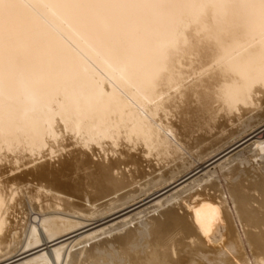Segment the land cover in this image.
<instances>
[{"label": "bare ground", "instance_id": "1", "mask_svg": "<svg viewBox=\"0 0 264 264\" xmlns=\"http://www.w3.org/2000/svg\"><path fill=\"white\" fill-rule=\"evenodd\" d=\"M249 136L218 167L232 212L211 171L102 228ZM70 146L63 186L36 162ZM2 162L35 170L0 184V264H264V0H0Z\"/></svg>", "mask_w": 264, "mask_h": 264}, {"label": "rangeland", "instance_id": "2", "mask_svg": "<svg viewBox=\"0 0 264 264\" xmlns=\"http://www.w3.org/2000/svg\"><path fill=\"white\" fill-rule=\"evenodd\" d=\"M190 122H192V120L190 119ZM188 123V122H187ZM185 124L186 125V128L184 129V130H186L187 129V127L188 128H190V126L191 125H194V123H189V125L188 124ZM219 123H221L223 126H224V130L225 129H227V130H225V132L224 133H222L221 135H226L227 134V132L228 131H230V130H232V129H234L235 127L234 126H231L230 125V123L229 122H225V121H223V120H219ZM229 123V124H228ZM178 127H183V123H178L177 122V124H176ZM222 126V127H223ZM231 127H232V129H231ZM195 129V128H194ZM221 129V127L219 128V130ZM252 132V131H251ZM251 132H248V134L250 135L251 134ZM199 135V136H202V140H205L204 142H205V144H201V146L200 147H203V146H205V145H207L208 143H210V142H213V141H216L217 139H219L220 137H221V135L219 134V133H217V130H215V131H211L210 133H204L203 131H200V132H197V133H195V135L194 136H197V135ZM219 135V137H218V135ZM248 134L246 133V135H243V136H248ZM217 135V136H216ZM215 136V139L213 138ZM243 136L241 137V138H239L237 141H239L240 139H242L243 138ZM211 138H213V139H211ZM251 138V136H249V137H247V138H245L244 140H242V141H240V142H238L237 144H235V145H233V147H230V149L229 150H226L225 152H223L222 154H220V155H218L216 158H214V159H212L211 161H209V162H205V164H202L203 166H201V169H199V170H197V172H194V173H192L191 175H187L184 179L182 178L179 182H177V183H175V184H173V185H171V188H169L168 186L166 187V189H165V187L163 188L165 191H166V193H165V191L162 189H160L159 190V192H158V194H156V196L155 197H152L151 199H148V200H146L145 202H142V203H140L139 205H141V206H139V205H136V206H134L133 208H134V210L131 208V210L129 211H127V214H126V212L125 213H122V214H119V216L117 215L116 217H115V220H113L114 219V217H112V219L110 218V220L112 221V222H109L110 220L108 219L106 222H109L108 223V225L106 224L105 226H103L102 228H106V227H110V226H112V224H115V223H118V222H120V221H122V219H124L126 216H129L128 214H132V215H134V214H138V213H140V212H142V211H144V210H146V209H148L149 207H151L152 205H154L155 204V202L157 201V200H161V201H163V200H165V199H167V198H169L172 194H174L178 189L180 190V188L182 189V188H184L185 186H187V185H190V184H192L195 180H197L199 177H202L204 174H206V173H208V172H215V175L212 177V178H217L216 179V182H218V184L220 185V187L223 189V191H224V196H223V198L228 202L227 203V206H228V208L230 209V211L232 212V204H231V202H230V199H229V196H228V194H227V192H226V183L223 181V179L221 178V172L219 171V169H218V167H219V165L221 164V163H224V161H226V160H228L229 158H231V157H233V156H235L236 154H238V153H240V152H243V151H245L246 149H248V146L249 145H251L252 144V142H253V140L252 141H250V142H247V143H245L247 140H249ZM209 140V141H208ZM207 141V142H206ZM204 142H202V143H204ZM207 143V144H206ZM73 147V146H72ZM71 146L70 147H68L67 148V154L65 153V152H62V154L64 155L63 157L61 156L60 157V159H57V158H53V159H47L48 157H46L44 160H40L39 162H36V165H39V169H41L42 171H44L45 173H49V175L47 176V179H51L52 178V176L53 177H55V181L56 182H58V183H60L61 185H63V186H73L75 183L76 184H79L80 183V173H77L76 171H75V167H76V164H75V161L77 160V159H79V155H78V151H77V147H73L72 148ZM70 148H72V149H70ZM119 151H121L122 152V154H123V156L125 155V154H127V155H129L130 157H132V158H135L136 159V161H137V166H138V170L140 171V172H146V173H150L152 170H153V167L152 166H154L155 165V162L153 163H150V162H148L149 160H152V158H150V157H146V156H144L143 157V154L142 153H139L138 151V153L137 152H133V150L131 151H127L125 148L124 149H119ZM69 152V153H68ZM67 156H66V155ZM99 154H100V156H102V152L100 151L99 152ZM99 154L97 155V153H95V155L97 156V157H92V155L90 154V153H88L87 155H88V157H86V159L88 160V161H91V163H93V164H101V163H103V164H107V160L105 159V157H103V161L101 160V158L99 157ZM91 155V156H90ZM108 155H110V154H108ZM139 155V156H138ZM114 156V157H113ZM110 155L109 156V160L110 161H114V160H117V157L115 156V155ZM111 157V158H110ZM138 157V158H137ZM94 158V159H93ZM120 158V160H124V158L123 157H119ZM144 158V159H143ZM62 159V160H61ZM83 159L85 160V157H83ZM58 160V161H57ZM59 160H61V161H59ZM75 160V161H74ZM105 161V162H104ZM52 162V163H51ZM54 162V163H53ZM147 162H148V164H147ZM42 166H41V165ZM46 164V165H45ZM50 164V165H49ZM56 164V165H55ZM93 164H92V166H93ZM234 165H235V163H233ZM233 164L231 163V166H233ZM6 165V166H5ZM148 165V166H147ZM49 166V167H48ZM231 166H229V167H231ZM253 166H254V168H255V163H253ZM9 167V168H8ZM14 165H12V164H10L9 162H2V163H0V184H3L8 178H11V177H13V176H16V175H20L22 172H29V171H34L35 169L33 168V164H31V166L30 165H28L27 167H25V168H20L19 169V171L17 170H14V171H12V169H14ZM147 167V168H146ZM158 166L157 165H155L154 166V168L155 169H158L157 168ZM11 168V169H10ZM122 168V167H121ZM150 168L152 169V170H150ZM29 169V170H28ZM133 169V167L131 168V170ZM28 170V171H27ZM150 170V171H149ZM163 170H165V168L164 169H162V171ZM19 172V173H18ZM8 173V174H7ZM10 173H13V174H10ZM196 173V174H195ZM6 174V175H5ZM10 174V175H9ZM77 174V175H76ZM75 175V176H74ZM156 175H158V172L156 173ZM155 176V175H154ZM190 178V179H189ZM219 179V180H218ZM71 180V181H70ZM186 180V181H185ZM78 181V182H77ZM181 183H183V184H181ZM175 186V187H174ZM179 186V187H178ZM178 190V191H179ZM161 191V192H160ZM168 191V192H167ZM164 193H165V195H164ZM187 194H185V196H186ZM159 196V197H158ZM185 196H183V197H185ZM161 197V198H160ZM163 197V198H162ZM20 198H21V203H22V205L24 204H26L27 205V207H28V200H27V197H26V195H24V196H20ZM159 198V199H158ZM25 201V202H24ZM38 203H40V202H38ZM38 203H35V205H37ZM81 203V202H80ZM143 203H145V204H143ZM174 203H177V201H175ZM144 206H143V205ZM148 204V205H147ZM44 205V204H43ZM145 205H147V206H145ZM139 206V207H138ZM143 206V207H142ZM175 209L177 210V212H178V214L179 215H182V213H183V211L182 210H179V208L177 207V206H175ZM17 211H19V212H17ZM140 211V212H139ZM20 212H22V211H20V210H16V212H11V215H10V217H9V220H11L12 222H14L15 223V221H17V219H20L21 217H23V216H21L22 214L20 213ZM137 212V213H136ZM31 213V215L34 213V212H30ZM154 213H156V215L154 214ZM158 213H159V210H157V211H155V212H152V213H150V214H148V216L146 215L143 219H145V221L147 222V223H152V221H153V219H157V218H159L160 219V217H158ZM14 214V215H13ZM16 214V215H15ZM30 215V214H29ZM124 215H126V216H124ZM18 216V217H17ZM121 216V217H120ZM123 216V217H122ZM14 217V218H13ZM147 217V218H146ZM156 217V218H155ZM117 218H119L120 220H118ZM122 218V219H121ZM14 219H16V220H14ZM150 221H149V220ZM32 220V219H31ZM124 220H126V219H124ZM138 223V221H135V222H133L132 224H130V225H128V226H130V229H134V226H136V224ZM237 224V223H236ZM133 225V226H132ZM236 226V225H235ZM238 226V225H237ZM133 227V228H132ZM96 229H98V228H96ZM239 229V230H238ZM238 229H237V231H240V233H241V229L239 228V226H238ZM92 231H94V230H92ZM92 231H89V232H92ZM89 232H87V233H89ZM241 236V235H240ZM242 237V236H241ZM50 249H53L52 247L50 248ZM51 252V251H50ZM244 252L247 254V256H248V258L250 259V264L252 263V260H251V254H250V252L248 251V249H245L244 250ZM253 264V263H252Z\"/></svg>", "mask_w": 264, "mask_h": 264}]
</instances>
